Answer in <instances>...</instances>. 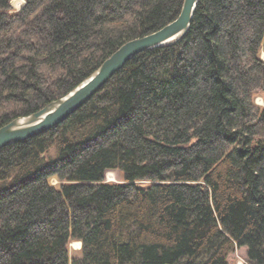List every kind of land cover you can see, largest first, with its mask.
<instances>
[{
	"label": "trees",
	"instance_id": "trees-1",
	"mask_svg": "<svg viewBox=\"0 0 264 264\" xmlns=\"http://www.w3.org/2000/svg\"><path fill=\"white\" fill-rule=\"evenodd\" d=\"M0 0V127L183 0ZM264 0H201L52 129L0 149V264H264ZM122 183H105L109 171ZM58 181V186L50 183ZM146 181L149 184L139 185Z\"/></svg>",
	"mask_w": 264,
	"mask_h": 264
},
{
	"label": "water",
	"instance_id": "water-1",
	"mask_svg": "<svg viewBox=\"0 0 264 264\" xmlns=\"http://www.w3.org/2000/svg\"><path fill=\"white\" fill-rule=\"evenodd\" d=\"M200 1L183 0L180 12L173 21L156 32L122 44L88 78L64 96L46 104L34 113L17 117L1 126L0 149L45 133L62 123L139 53L179 42L188 33L195 9Z\"/></svg>",
	"mask_w": 264,
	"mask_h": 264
},
{
	"label": "rangeland",
	"instance_id": "rangeland-1",
	"mask_svg": "<svg viewBox=\"0 0 264 264\" xmlns=\"http://www.w3.org/2000/svg\"><path fill=\"white\" fill-rule=\"evenodd\" d=\"M12 0L10 3V7L13 11H18L24 4H21L19 7V1ZM16 3V4H15ZM262 58L264 59V54H262ZM255 104L261 107H264V94L258 95L255 97ZM108 173L104 174V182L105 183H122L121 174L117 171H109ZM50 183L54 186H58V181L56 179H51ZM139 185H147L149 184L146 181L138 182ZM68 253H69V264H71V260L73 257L78 256L81 250V243L78 241H71L68 246ZM245 248H237L232 251L228 256V264H247L246 256H245Z\"/></svg>",
	"mask_w": 264,
	"mask_h": 264
},
{
	"label": "bare ground",
	"instance_id": "bare-ground-1",
	"mask_svg": "<svg viewBox=\"0 0 264 264\" xmlns=\"http://www.w3.org/2000/svg\"><path fill=\"white\" fill-rule=\"evenodd\" d=\"M17 1H19V7L21 6V4H22V1L21 0H17ZM16 1V2H17ZM16 4V3H15ZM110 174V172L108 173V175Z\"/></svg>",
	"mask_w": 264,
	"mask_h": 264
}]
</instances>
